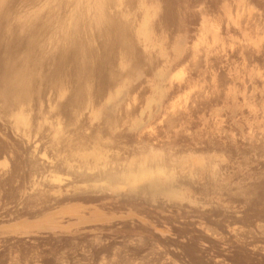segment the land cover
<instances>
[{
    "label": "bare ground",
    "instance_id": "1",
    "mask_svg": "<svg viewBox=\"0 0 264 264\" xmlns=\"http://www.w3.org/2000/svg\"><path fill=\"white\" fill-rule=\"evenodd\" d=\"M64 3L0 0V264H264V0Z\"/></svg>",
    "mask_w": 264,
    "mask_h": 264
},
{
    "label": "rangeland",
    "instance_id": "2",
    "mask_svg": "<svg viewBox=\"0 0 264 264\" xmlns=\"http://www.w3.org/2000/svg\"><path fill=\"white\" fill-rule=\"evenodd\" d=\"M65 1V3L64 4H67L68 6H66L65 7V14L63 13V15H62V17L64 16L65 18H64V26H63V24L61 23V24H59V25H57V33H59L60 31L62 32V30H61V28H64L65 26H66V23L68 24V22H69V20H70V17H68L69 16V14H70V12L71 11H73V9H74V6H75V2H77V0H64ZM73 1V2H72ZM80 3H82V4H85L86 3V0H78ZM149 2H150V0H148ZM181 4V3H180ZM70 5V6H69ZM182 5H183V3H182ZM69 8V9H68ZM67 13V14H66ZM184 15V14H183ZM185 16H186V18H187V14L185 13ZM186 18H185V20H186ZM187 19H189V18H187ZM67 20V21H66ZM187 27H188V25H184V23L182 24V26L180 27V29L177 31V33H178V36L182 39V40H187V38H188V30H187ZM60 29V30H59ZM64 31H65V29H64ZM63 31V32H64ZM182 44V43H181ZM138 50H142L141 49V46L139 47L138 46ZM144 53V49L142 50V54ZM143 61H144V63H143ZM143 61H142V63H141V65L139 66H136V67H138V68H134V72L132 71L131 73L132 74H134V75H136V76H133L131 73H130V76H126V78H125V76H123V74L121 75L122 76V78L121 79H125V80H128L129 81V83L127 84V86L126 87H124V89L122 90V92L120 93V95L118 96V97H115L111 102H109V103H107L104 107H105V109L103 110V113H102V117L104 118V119H107L108 120V122L110 121L111 123L113 122V121H115V116H116V114H119V112H117L118 111V109H119V111L121 110L120 109V107L121 106H123L122 104H124L125 103V101H127V99H128V94L130 93V95H136L135 93L136 92H138V90H148V81H149V79L151 78V71L149 70V66L147 65V64H149L148 63V59L147 58H143ZM139 67H141V68H139ZM143 68V69H142ZM136 69V70H135ZM119 71H120V73H123L124 72V68L122 67H120V69H118ZM122 71V72H121ZM149 74H151V75H149ZM131 75H132V78H131ZM150 77V78H149ZM130 78V79H129ZM134 79V80H133ZM142 81H141V80ZM148 79V80H147ZM136 80H138V81H136ZM144 80H146V82L147 83H145V81ZM138 82V83H137ZM142 82H144L143 84H144V87H142V85L143 84H141ZM145 84H147V86L145 87ZM130 85V86H129ZM133 85V86H132ZM136 85V86H135ZM129 87H131V88H129ZM135 87V89H133ZM137 88V89H136ZM140 88H142V89H140ZM129 89V90H128ZM132 90V91H131ZM137 90V91H136ZM129 91V92H128ZM134 91H135V93H134ZM131 93H133V94H131ZM127 99H126V98ZM126 99V100H125ZM11 102V103H10ZM9 105H13V102L12 101H10L9 100ZM120 106V107H119ZM13 107H14V105H13ZM119 107V108H118ZM117 110V111H116ZM229 112H228V111ZM226 110V112H225V114L226 115H224L225 116V120H226V125H228L227 127L229 128V129H232L233 127L234 128H240L239 126V122L238 121H240L241 120V115H240V112L237 110V109H231V110H229V109H227ZM117 112V113H116ZM114 115V116H113ZM240 115V116H239ZM226 116H227V118H226ZM240 117V118H239ZM112 121H111V120ZM194 122V123H193ZM192 122V127L194 126V130L195 131H198V132H200L201 133V131H200V129L202 128V125H199L200 123H197V122H199L198 120H194ZM237 122H238V124H237ZM194 124V125H193ZM239 125V126H238ZM196 126V127H195ZM198 126H200V127H198ZM126 127H127V124H126ZM203 129V128H202ZM127 130H129V129H127ZM130 131V130H129ZM131 132V131H130Z\"/></svg>",
    "mask_w": 264,
    "mask_h": 264
}]
</instances>
